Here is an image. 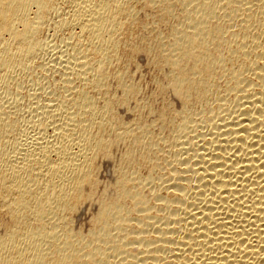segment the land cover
Here are the masks:
<instances>
[{"label": "bare ground", "instance_id": "obj_1", "mask_svg": "<svg viewBox=\"0 0 264 264\" xmlns=\"http://www.w3.org/2000/svg\"><path fill=\"white\" fill-rule=\"evenodd\" d=\"M0 264H264V0H0Z\"/></svg>", "mask_w": 264, "mask_h": 264}, {"label": "rangeland", "instance_id": "obj_2", "mask_svg": "<svg viewBox=\"0 0 264 264\" xmlns=\"http://www.w3.org/2000/svg\"><path fill=\"white\" fill-rule=\"evenodd\" d=\"M137 29H135L134 31H133V35L135 36L136 34H137V31H136ZM140 56H141V60H140ZM140 56H137L136 58L137 59H135L134 61H129L130 62V64H129V62L127 61V59H126V61H127V64H128V66H129V68H131V69H129L130 71V74L131 75H133V76H135V74H136V77L137 78H140V77H142V78H140L141 79V81L142 82H140L138 79H136V77H135V79L137 80H135L134 79V77H132L133 79H134V81L137 83V82H140L141 84L139 85L140 86V89L142 90V92H140L141 93V95L143 96V97H147V95H151V94H153L154 93V91H156V87H157V85H155L154 86V84H156L157 83V80L158 79H156L157 78V76H160V74H157V72L159 71V69L156 67L155 68V65H153V64H151V61H150V59H148V58H146V57H144V56H142V55H140ZM139 58V59H138ZM138 60V61H137ZM136 61L138 62V64L136 63ZM133 62H135V63H133ZM150 62V63H149ZM148 63V64H147ZM134 64V65H133ZM136 64H137V69H135L136 68ZM151 66V67H149V66ZM133 66V67H132ZM139 69V70H138ZM136 72H134V71ZM154 70V71H153ZM135 73V74H133V72ZM155 71H156V73H155ZM132 72V73H131ZM155 73V74H154ZM159 73H160V71H159ZM157 74V75H156ZM153 78V79H152ZM156 79V82H155V79ZM159 78V77H158ZM155 82V83H154ZM139 84V83H138ZM142 86V87H141ZM154 88V89H153ZM143 89H144V91H143ZM152 90H154V91H152ZM147 91V92H146ZM145 92V93H144ZM148 93H150V94H148ZM144 95H146V96H144ZM123 110V111H122ZM118 113H119V115L121 114V116L123 117V119H125V120H131V119H133V117H132V113L131 112H129V111H125V109H123V108H121V109H119V111H118ZM129 113V114H128ZM128 119H127V118ZM106 165H109V164H103L102 166H100V169H101V175H100V178H101V176H102V178L101 179H103L104 178V180L103 181H105V178H108V179H106V181L105 182H113L114 181V176H113V173H112V165L110 166H106ZM104 169H107V170H104ZM109 170V171H108ZM105 171V172H104ZM109 175V176H108ZM111 175L113 176L112 178H111ZM113 179V180H111V179ZM111 180V181H110ZM92 207V206H91ZM88 208V207H86V208H84L85 209V212H87V213H85L84 212V210H81V211H83V212H78L79 213V220H77L78 219V214L76 213V215H75V218H74V225H75V227L78 225V227L81 229V230H83V231H86L87 230V227H89L88 226V224H89V216H91L92 215V213H94L95 211H96V209L95 208ZM88 209V210H87ZM92 209H94V212H92L91 210ZM90 210V211H89ZM91 213V215H89ZM81 214V215H80ZM86 216V217H85ZM89 217V218H88ZM88 218V219H87ZM86 220H88V222L86 221ZM77 221V222H76ZM80 221V222H79ZM77 223V224H76ZM80 225H79V224ZM88 223V224H87ZM87 226H86V225ZM83 225V226H82ZM77 227V228H78ZM85 227V228H84ZM78 228V229H79ZM85 229V230H84Z\"/></svg>", "mask_w": 264, "mask_h": 264}]
</instances>
